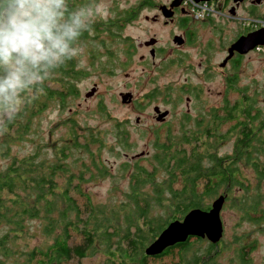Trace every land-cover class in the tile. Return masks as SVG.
<instances>
[{
    "label": "trees",
    "instance_id": "1",
    "mask_svg": "<svg viewBox=\"0 0 264 264\" xmlns=\"http://www.w3.org/2000/svg\"><path fill=\"white\" fill-rule=\"evenodd\" d=\"M68 4L69 7L81 5L80 0H68ZM137 13L138 10L131 11L132 16L122 19H135ZM109 26L112 25L100 23L90 25V29L107 33L111 32L106 29ZM111 35L114 34L111 32ZM93 39L86 32L79 39V42H87L84 57L90 65L98 59L94 55ZM97 45L102 46L99 42ZM79 57L80 54L74 55L42 86L27 93L14 120L0 122V156L9 160L8 166L0 172V257L20 264H70L74 259L90 257L101 249L104 252L102 264H153L151 261L216 264L221 241L212 246L201 239L189 238L152 258L146 256L144 250L168 223L181 220L193 209L208 211V207H203V200L212 198L222 187L235 184L237 174L238 187L243 191L245 182L239 164L250 166L257 182L264 180V161H261L264 157V112L257 110L255 100L246 96L249 88H238L237 78L230 82V91L238 94V101L229 104L225 100L220 109H212L208 124H198L196 131H186L180 143H169L157 149L156 162H151L149 168L140 166L138 159L116 166L120 177L128 184V191L122 195L128 203L102 207L94 205L84 190V185L95 178H114L112 166L107 167L100 158L96 159V153L100 156L104 145L102 132L84 127L85 133H80L79 127L76 131L71 128L68 138H60V146H49L51 160L38 161L39 145L30 154H20V157L18 151L11 154L13 143L26 141L32 129V134L35 133L33 119H39L49 106L58 108L56 124L65 123L61 115L68 110L71 96L78 93L74 83L90 74L86 73V67L79 66ZM76 113L80 115L81 111L76 110ZM68 119L72 125L78 124L72 117ZM227 124L231 126L221 132ZM48 134L51 136L52 130ZM230 139H234L231 156L217 157L215 145L220 140ZM75 150L78 151L76 156L73 155ZM84 155L89 157V165ZM158 170L166 173V177L156 183ZM200 181L203 182L201 192L198 191ZM175 183L180 185L179 189L173 188ZM146 185L152 189V198L143 191ZM210 185L215 187L210 189ZM244 200L246 202L240 201L244 215L259 212L258 204L247 192ZM155 204L162 209L169 205L168 218L160 220L150 216V208ZM263 220L264 212L256 220L249 221L260 225ZM27 222L34 224L30 232ZM33 240H37L36 244L28 247ZM190 241L202 242L205 247L201 254L197 252L185 262L183 257L192 247ZM165 257L169 259L166 262L163 261Z\"/></svg>",
    "mask_w": 264,
    "mask_h": 264
},
{
    "label": "rangeland",
    "instance_id": "2",
    "mask_svg": "<svg viewBox=\"0 0 264 264\" xmlns=\"http://www.w3.org/2000/svg\"><path fill=\"white\" fill-rule=\"evenodd\" d=\"M147 1L103 0V3L108 7V14L106 17L94 19L91 25L100 23L106 25V23H109L112 26L106 27V29L110 30L114 35H111V32L99 31L96 33V29L92 30L90 27L86 31L89 38H94L93 51L95 57H98L94 65L91 64L93 66L84 57L87 42L83 40L78 43L75 54H80L78 64L80 67H86V73L89 72L90 74L74 83L78 93L71 96L68 110L61 115V119L66 120L65 123L63 125L56 124L59 119L58 108L49 106L40 115L39 119H33L32 124L33 128H35V133L32 134L31 131L33 129L30 130L26 136V141L13 143L11 147V154H15L14 152L18 151V156L20 157V154L34 152L35 146L39 145L38 154L40 158L38 161L42 159L51 160L53 155L49 146H60V138H68V132L71 128L76 131L79 127L80 133H85L84 127L86 129L91 127L93 130L99 131V133L102 132L100 136L103 138L101 141L104 145L100 150V156L96 153V159L99 160L100 158L107 167L112 166L111 174H114V178L108 176L95 178L84 185V190L89 194L93 204L97 206L111 207L110 205L120 202H123V204L128 203V200L122 197L128 191L127 181L122 179L117 169H115L121 162H132L137 160L135 157H141L142 159H138L140 160L138 162L140 166L149 168L151 162L155 164L158 150L154 145V132L158 125L152 118L154 105H158L157 107L160 110L170 113L167 127L159 129V134L161 135L159 143H164L166 137L180 143L186 131H196L195 120L197 118L201 117L204 121H208L210 119L209 113H212V109H220L226 103L225 100L229 104L238 101V94L227 90L225 76L230 77L233 74H237V87L249 88L246 96L255 100L257 110L264 112L263 51L244 53L245 56L242 57L237 70H232L228 67L225 72H221L218 68H212L207 83L191 82V89H200V96L191 97L189 109H187L186 96L181 94L178 97L182 86V82L178 77L180 71L176 69L167 70L163 72L160 81L155 79V71L150 78L142 77L141 71L144 66L143 62H141V57L146 54L142 48L143 42L149 41L155 35L162 40L166 39V33L154 23L148 22V20H151L157 13L158 5L165 4L168 0H149L155 5L153 7H146L145 2ZM84 2L91 3L92 0H80V4H84ZM137 10L138 13L135 19H122L130 15L128 12H136ZM194 12L199 15L202 10L199 9ZM231 33V29H229L226 35ZM98 42L102 46L99 47L97 45ZM209 56L212 63L218 64L223 58V53L219 47H216L209 52ZM124 85L128 86V88L135 87L134 92L131 93L133 96L131 105L122 103V97H118V93L124 90ZM122 93L125 94H121V96H127L128 92L123 91ZM86 95L90 96V98H86ZM98 97H100L99 100L102 105L97 102ZM136 101L142 102L138 103L136 107ZM144 101H147L149 105H144ZM101 107L105 108L108 114H105V111L102 114L100 112ZM76 110L81 111L80 115L76 113ZM185 112H189V120H185L182 117ZM82 114H84L83 117ZM216 114L220 115V112ZM68 116L75 119L78 124L72 125ZM124 122L128 123L125 125ZM230 126V124L224 125L220 131L223 132ZM50 130H52L51 136L48 134ZM262 136L264 137V127ZM233 143L234 139H230L219 144L216 147L218 155L230 153ZM76 154H78V151L75 150L73 155L76 156ZM83 158L89 165V157L84 155ZM261 161H264V157L261 158ZM8 164L9 160L0 156V172L4 171ZM204 165L207 166V163L205 162ZM239 167L245 187L243 191L240 190L242 187H238V193L232 192L228 195V199L226 202L224 201L222 206L220 212V218L223 223L222 242L220 243L222 245L219 247L216 264H264V220L261 221L260 225L249 221L250 219L256 220L264 212V180L257 182L255 179L256 174L250 166L244 167L243 163H241ZM165 177L166 173L158 170L154 180L159 183L165 180ZM176 180L178 179L176 178ZM177 183L179 182L177 181ZM177 183L174 184V189L180 188ZM202 184L203 182L200 181L199 192H201ZM143 191L152 198L153 192L150 186L146 185ZM246 192L247 196L252 197L253 201L258 204L259 212L257 214L244 215L240 210V201L246 202L244 200ZM215 199L216 197L205 198L203 207H208L207 210H209ZM109 207L105 209L107 210ZM164 207L165 209H162L160 205H152L150 216L160 220L168 218L169 205H164ZM26 226L29 227L30 232L34 224L27 222ZM1 233L2 228H0ZM156 238L149 242L146 248ZM206 241L208 242L205 238V244L207 243ZM36 242L37 240L29 241L28 247H32ZM190 243L192 244L191 251L183 257L185 262L191 259L195 253L201 254V250L205 247L202 242L195 243L190 241ZM16 257L19 260H23L22 257ZM4 260L0 257V261L3 262ZM168 260L165 257L163 261L166 262ZM242 260L246 263H243ZM103 261L104 252L99 249L92 256L81 260L74 259L70 264H102ZM150 263L158 264L155 261ZM3 264L20 263L8 259Z\"/></svg>",
    "mask_w": 264,
    "mask_h": 264
},
{
    "label": "flooded vegetation",
    "instance_id": "3",
    "mask_svg": "<svg viewBox=\"0 0 264 264\" xmlns=\"http://www.w3.org/2000/svg\"><path fill=\"white\" fill-rule=\"evenodd\" d=\"M188 2L195 7L190 3L188 4ZM188 2L184 4L183 0H168L167 3L158 5L157 13L151 20H148V22H152L160 27L163 32L166 33V39L162 40L155 35L149 41L143 42L142 48L145 50L146 54L141 57V62H143L144 66L141 71L142 77L150 78L155 71L156 74L154 77L160 81L163 72L170 69L180 71L178 77L182 82V86L180 87L181 93L178 94V97H180L181 94L186 96L187 109H189L188 107L192 100L191 97L200 96V89L194 88L192 90L191 82L197 81L203 84L207 83L212 68H218L221 72H225L228 67L232 70L238 69L242 57L245 56L244 53L232 51L231 57L228 58V56L229 49L239 39L253 37V41L246 45V47H249L246 53H257L260 51L264 53V0H202L198 2L188 0ZM145 5H147L146 7L155 6L153 2L149 0L145 2ZM196 8L202 10L199 15H196L194 12ZM128 14H131V12H128ZM229 29H231L232 33L226 35ZM216 47H219L223 53V58L218 64L212 63L209 56V52ZM222 64L223 66H221ZM236 75L237 74H233V76L230 77L225 76L227 90H229V92H231L230 90L232 88L230 82L236 81ZM123 87V91L128 92L126 94L128 97L127 104L131 105L133 99L131 93L134 92L135 87L128 88L126 85ZM123 91L118 93L119 98L122 97L121 94H125L122 93ZM86 98H90V96ZM99 98L100 97H98L97 102H99V105H102ZM141 102L142 101H136L135 106L137 107L138 103ZM143 104L149 105L147 101H144ZM157 106L158 105L153 106L152 112L154 108H156L159 114L153 112L152 118L158 125L154 132V145L156 149H159L163 145L177 141L166 137L164 143H159V138L161 137L159 129L167 127L170 113L160 110ZM101 109L108 114L105 108L101 107ZM164 112H167V115L160 118L159 115ZM210 114L211 112L209 115ZM183 115L182 117L185 120L190 119L189 112H185ZM195 121V129H197L198 124H202V126L208 124V121H204L201 117L197 118ZM127 123L128 122H124L125 125ZM227 141L229 140H220L215 145V151L219 144ZM210 143L212 144L214 141L210 140ZM231 152L218 155V151H216L214 154H216L217 157H227L231 156ZM144 155H146V153H144ZM135 159L142 158L135 157ZM236 179L237 181L235 184L230 187H222L213 197L217 198L219 196H224L226 202L228 195L232 192L238 193V174L236 175ZM214 187L215 185L209 186L210 189ZM201 240L205 241V239ZM242 262L245 261L242 260Z\"/></svg>",
    "mask_w": 264,
    "mask_h": 264
},
{
    "label": "clouds",
    "instance_id": "4",
    "mask_svg": "<svg viewBox=\"0 0 264 264\" xmlns=\"http://www.w3.org/2000/svg\"><path fill=\"white\" fill-rule=\"evenodd\" d=\"M108 11L103 0L78 7L68 0H0V122L15 119L26 94L76 54L82 34Z\"/></svg>",
    "mask_w": 264,
    "mask_h": 264
},
{
    "label": "water",
    "instance_id": "5",
    "mask_svg": "<svg viewBox=\"0 0 264 264\" xmlns=\"http://www.w3.org/2000/svg\"><path fill=\"white\" fill-rule=\"evenodd\" d=\"M194 1L198 2L202 0ZM251 41H253V37L239 39L229 49L228 58L231 57L232 51L246 53L249 49L246 45ZM221 66H223V64ZM85 97L88 96L86 95ZM122 103H128L127 96H122ZM154 112L159 114L156 108H154ZM166 115L167 112H164L159 115V117L163 118ZM224 201V196H219L214 202H212L211 208L208 211L193 209L181 220H175L168 223L158 234L156 240L146 248L144 252L145 255L151 258L158 256L168 248L185 243L189 238H206L211 245L218 244L223 235V224L220 218V212Z\"/></svg>",
    "mask_w": 264,
    "mask_h": 264
},
{
    "label": "bare ground",
    "instance_id": "6",
    "mask_svg": "<svg viewBox=\"0 0 264 264\" xmlns=\"http://www.w3.org/2000/svg\"><path fill=\"white\" fill-rule=\"evenodd\" d=\"M185 2H188L187 0H183V3L185 4ZM194 6V5H193ZM195 7V6H194ZM195 11H198V9L196 8Z\"/></svg>",
    "mask_w": 264,
    "mask_h": 264
},
{
    "label": "built area",
    "instance_id": "7",
    "mask_svg": "<svg viewBox=\"0 0 264 264\" xmlns=\"http://www.w3.org/2000/svg\"><path fill=\"white\" fill-rule=\"evenodd\" d=\"M188 1V0H187Z\"/></svg>",
    "mask_w": 264,
    "mask_h": 264
}]
</instances>
